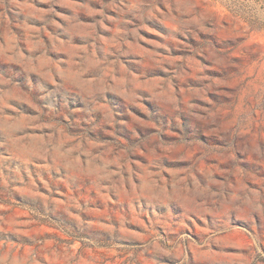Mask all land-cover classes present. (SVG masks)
I'll return each mask as SVG.
<instances>
[{"label": "rangeland", "instance_id": "374dc122", "mask_svg": "<svg viewBox=\"0 0 264 264\" xmlns=\"http://www.w3.org/2000/svg\"><path fill=\"white\" fill-rule=\"evenodd\" d=\"M0 264H264V0H0Z\"/></svg>", "mask_w": 264, "mask_h": 264}]
</instances>
